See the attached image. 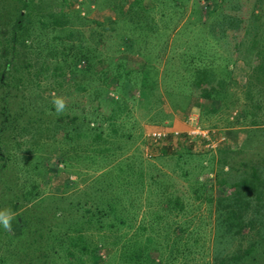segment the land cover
<instances>
[{
    "label": "rangeland",
    "instance_id": "1",
    "mask_svg": "<svg viewBox=\"0 0 264 264\" xmlns=\"http://www.w3.org/2000/svg\"><path fill=\"white\" fill-rule=\"evenodd\" d=\"M20 3L19 0H0V52H2L0 102L2 96L6 94L4 103L6 110L12 115L5 123L9 126H20L30 117L41 120L27 125L25 130L22 129L20 137L23 138V142L17 144L15 138L19 137L21 129L0 126V176L12 175L18 184L25 182L28 185V178L26 180L18 170L19 160L22 157L38 160L50 158L56 166L53 164L44 172V180L39 181V187H36L40 199L37 202L44 203L40 207L41 218L46 223H51L50 220L54 219L55 222L52 224L55 225V229L66 230L70 236L78 232L75 226L79 221L84 223L80 215L82 210L76 214V206L72 207L69 203L70 197L82 199V204L89 201L88 199L97 198L106 206L107 202L102 201L105 200V196L111 194L110 190L105 192L97 187L104 181L107 184L110 178L109 185L114 183L121 189L117 181L121 175L132 172L133 178L137 181L135 170L141 167L144 184L140 179L132 186L126 184L125 188L129 191L121 192L115 212L103 215L101 222L95 220L93 222L95 228L87 230L81 228L84 233L87 231V237L76 238L75 241H86L89 246L93 243L92 253L86 254L87 259L82 264H91L95 258L101 264H135L137 261L135 244L138 233H141L136 226L139 225L145 226L139 240L144 241V235L149 234L154 236L153 240L160 243V247L149 245L148 249L147 247L143 249V252L147 249L145 255L153 260L154 263L151 264H199L208 259L207 250H212L210 239L214 226L211 212L213 208L199 197L204 198V193L209 192L214 197L212 201L214 203L217 197L228 198L229 194L235 191L234 187L239 188L236 182H243L244 178L241 175L237 176L239 167H236L237 172L231 171L235 179L233 182H229L230 177L227 182H217L216 173L219 172L218 175L223 176L227 168L226 164L221 163L223 160L230 164L236 162L240 166V162L243 164L240 160L245 159L247 162L245 168H249L247 176L251 175V172H256L249 165L258 166L264 162V73L255 72L254 69L258 59L264 58V54L252 52L250 47L251 36L264 32V0H31L30 18L28 19L29 13L24 15L26 9L22 8L23 28L14 31L11 28L13 16L20 12L19 8L22 7ZM38 15L48 22L52 19L49 15L57 16L56 19L60 23L53 26L52 22H49L48 26L53 32L55 29L56 38L62 40V43L56 42L59 47L65 42L70 43L71 48L63 46L64 50L68 51L65 59H71V53L76 52L79 47L88 46L86 60L79 61L76 66L81 67L88 61L90 65L88 72H95L96 75L102 68L111 72L117 58H124L121 72L133 67L139 68L148 55L149 59H145V62L156 67H149V73L154 75L157 70L155 74L157 90L163 107L170 112L172 127L183 130L185 125L180 124H188V116L195 114L198 119L196 125L201 123L203 128L210 130V140L198 136L187 140L185 135H169L157 141L141 144L140 138L144 131L156 125L150 118H156L160 113L155 111L156 108L146 110L142 107L139 104L137 89L132 87L129 90L128 112L117 121L119 123L117 133L122 131L127 136L115 135L102 143L103 145L114 143L118 146H115L117 149L112 157L107 159L108 164L104 165V160L93 161L91 156L95 153L88 148L83 139H76L75 134L70 133L72 137L66 142L63 131L71 124L67 121L70 116L74 115L73 121L90 123L89 93L87 91L84 93L86 89L79 90L75 84H71L81 75L79 71L65 73L64 83L57 86L55 82L45 78H38L37 82L30 79V72L21 67L22 63L28 60L30 65L28 70H31V65L37 64L40 60V57L34 53L32 56L30 52V44L33 41L30 36L34 34L32 30L37 29ZM30 25L32 27L26 31ZM70 29L72 33L68 36L67 32ZM13 32L15 39L12 38ZM257 45L261 43L257 42ZM186 47L188 51L185 50ZM13 49L16 52L13 60L11 59L12 65L1 70L2 64L6 62L4 55L11 56ZM181 51L184 52L182 57ZM190 51L199 54V58L203 59H207V55H210V58L214 56L215 70L221 67L230 68L229 76L233 83H230L225 94L231 96V105L216 107L217 100L194 96V93H190L192 97L188 105L182 102L171 103L165 88L171 85L174 78L183 74L180 68L174 67V64L179 59L185 60V64L188 65L189 59L186 55H190ZM62 57L63 54H60L57 60L61 61ZM112 73L107 81L109 87L114 85ZM166 83L167 86L164 87L163 84ZM170 87L171 94L179 95L178 91L189 94L183 82L179 89H175L173 85ZM57 96L63 97L65 101L68 98L73 99V96L77 100L84 99V110L78 104L69 109L70 106H67L63 112L58 113L53 104V99ZM101 101L102 108L106 109L104 101ZM49 104H52L51 111L48 108ZM201 108L204 110L202 113ZM247 112L248 115L245 116ZM53 115L59 116L58 131L50 130L46 124L52 123L50 120ZM253 117L257 124H251L250 120ZM170 119L163 117L161 121ZM39 123L41 127L34 126ZM250 130V139L243 146V139ZM52 131L58 132L57 135H53ZM144 150L150 155L145 154ZM54 155L56 157H53ZM62 158L66 164L61 161ZM127 165L132 168H127ZM32 176L39 179V175L35 173ZM247 180L248 184L252 183L251 178ZM227 183L230 184L229 187ZM11 192L22 197L19 185L13 186ZM161 192L178 196L182 208H173L167 216H159L161 206L159 207L158 199ZM10 193H5L6 197ZM127 194L135 196L132 200L134 209H128L131 206L127 203ZM195 195L199 197L196 198ZM0 200V210H4L8 207L7 202L2 198ZM27 202L28 200L19 198L16 202L18 206L12 212L15 214L24 210L28 207ZM166 221L169 223L168 229L161 225ZM11 223L13 229L14 221ZM99 223L105 228L110 223L113 226L110 230L106 228L104 232H100L105 228L97 230L96 226ZM175 224L177 227L180 224L181 229V232L179 229L175 232L181 234L177 241L178 252L170 245L173 235L169 230H173ZM186 225L188 229L185 231ZM191 227L194 233L198 231L200 234L197 242L189 245L193 235L190 234ZM162 229H167L169 235ZM246 230L244 227L243 231ZM248 234L234 237L227 247L221 250V255L232 250L242 252L251 241L257 239L252 232ZM23 235L25 236L21 241L22 245L11 240L5 242L0 238V258H6L8 264H19L21 256H25L26 261L31 257V248L27 246L28 233L24 232ZM29 236L31 238L33 234ZM46 244L51 247L53 242L48 240ZM53 246L56 247L55 243ZM56 248L57 251L52 253L54 260L47 259L46 264H69L67 260H75L70 256L66 257L65 255L69 254L59 246ZM78 253L75 252L73 255ZM255 253L256 263L264 264V253L263 255L262 252L261 255L260 252ZM48 257L51 258L50 255ZM140 260L143 264L142 257ZM77 262L80 260L77 259Z\"/></svg>",
    "mask_w": 264,
    "mask_h": 264
},
{
    "label": "trees",
    "instance_id": "2",
    "mask_svg": "<svg viewBox=\"0 0 264 264\" xmlns=\"http://www.w3.org/2000/svg\"><path fill=\"white\" fill-rule=\"evenodd\" d=\"M22 5L20 9V12L13 16V25L11 28L16 31L17 29L23 28L22 27V8L26 9L25 14L29 13L28 19L30 18V2L31 0H19ZM79 15V13H78ZM52 19L49 22H52V25H58L60 22L56 19L57 16L49 15ZM251 17V15H250ZM38 19L37 29L32 30L34 31V34L30 37H32L33 41L30 44V52L33 53L35 56L40 57V60L37 64L31 65L32 69L28 70L30 65L28 64V60H26L24 63H22L21 67L30 72V79H34L37 82L38 78H45L46 80L51 82H55L57 86H61L64 83V74L65 73H72V72H81V75L76 79V81H73L71 84H75L76 89H86L84 93L87 91L88 99H90V103L88 104V114L90 115V123H79L77 121H73V116H70L67 121L70 124L68 128H66L64 132L63 138L67 139L71 138L72 133L75 134V138L83 139L84 143L90 148L95 154L91 156L93 161H99L104 160L103 164H108L107 159L112 157L113 153L117 148V144L111 143L108 145H103L104 141L109 140V137H113L117 135V137L120 135L123 136L124 132L117 133V127L119 123L117 122L120 118L124 117L128 112V100H129V90H131L132 87H135L137 89L138 93V100L139 104L142 105V107L146 108V110H151L152 108H156V112L160 113V115L156 118H150L153 123L155 124H166L168 126H173V123L171 122L172 119H170L171 115L170 112L163 107L162 102L160 101L159 92L157 90V80L155 78V74L157 73V70H155V74H150V68H156L153 64H146L145 59H149V56L147 55L144 61H142V64L139 68H129L126 71L121 72V69L124 65V58H117V61L113 63L112 71H108L106 68H102L98 71L99 74L96 75L95 72H88V68L90 67L88 61L80 67L76 66L79 61L86 60L87 58V49L88 46H82L79 47L76 52H72L71 59H65V56L68 55V51L64 50V47L71 48V45L69 42H65L63 46L59 47V43H62L61 39H57L56 35L48 26L49 22L44 20L40 15L36 17ZM11 19V18H9ZM8 19V20H9ZM31 25L27 28L30 30ZM12 30V31H13ZM25 31V32H26ZM258 32V31H257ZM15 32H13V39H15ZM72 33V29H70L67 32V35L70 36ZM46 37H43V36ZM17 36V34H16ZM49 36V37H48ZM49 38V39H48ZM17 40V39H16ZM260 40V41H258ZM57 42V44H56ZM84 42V41H83ZM258 43H261V45H257ZM83 45V44H82ZM59 47V48H58ZM250 47L253 51H256L257 54H264V32L259 33L257 36H251L250 40ZM183 50V49H182ZM186 51H188V48H185ZM16 50L13 49L11 56L4 55L6 58V62L2 64L1 70H4L5 68H9L12 63L11 59L13 60L14 54ZM181 57L184 55L183 51L180 52ZM190 55H186L189 59L188 65L185 64V60H179L178 62L174 64V67L180 68V72L183 73L180 75V77L174 78L171 82V85L174 86L175 89H179L182 82L184 83L185 87L187 88L186 91L189 94L181 93V91H178V94H171L172 88L168 85L167 88H165V91L169 97V100L172 104H178L180 102L185 103V105L190 104V99L192 96H190V93H194V96H202L204 98H209L213 100H217L216 107L220 106H228L231 105V96L225 94L226 90H228L230 83H233L232 78L230 75V68L228 67H221L218 70H215L214 63V56L210 58V55H207V59L199 58V54H195L194 52L190 51ZM201 53V52H200ZM2 52H0V55ZM60 54H63V57L57 60V58L60 56ZM34 56V57H35ZM261 56V55H260ZM164 58V57H163ZM115 61V60H114ZM25 64V65H24ZM254 67L255 72H263L264 73V58L258 59L257 63ZM114 70V72H113ZM97 71V72H98ZM113 72V73H112ZM114 74V85L112 87L107 86L108 79L111 77L110 75ZM130 73V75H129ZM97 80H99L97 82ZM162 80V77H161ZM174 81V82H173ZM94 83V84H93ZM179 84V85H178ZM164 87L167 86L166 84H163ZM88 89H91L88 91ZM174 90V89H173ZM69 89L66 91L68 92ZM115 92V94H114ZM83 93V94H84ZM6 95V94H5ZM4 95V96H5ZM4 96H2L4 98ZM248 96V95H247ZM0 102V126L1 127H8L9 129L18 127L21 129L19 137L15 138L16 141L15 144L23 142V138L20 137L22 134V129L25 130L27 125L32 124L34 122H37L41 120L38 118V120L35 117L28 118L24 124L20 126H9L5 123L8 122V119L10 116H12L7 110L5 106V98ZM72 98H68L65 101L66 107L73 108L75 105L82 106V110H84L85 100L84 99H75L73 96ZM87 99V98H86ZM87 99V100H88ZM100 100V101H99ZM104 101L106 105V109H103V103ZM185 100V101H184ZM47 107V106H46ZM48 108L51 111L52 104L48 105ZM216 109V108H215ZM218 109V108H217ZM186 111V110H185ZM245 111V108H244ZM48 113L47 111H45ZM148 112V111H147ZM200 112H204L203 108L200 109ZM149 113V112H148ZM56 114V113H55ZM54 114V115H55ZM52 117L50 121L52 123H46L47 126L50 128V130L57 129L58 131V123H59V116ZM152 115V113H150ZM245 116L248 115V112L244 114ZM84 117V115H81ZM163 117H167L170 120L168 121H161ZM198 120V119H197ZM13 120H11L12 122ZM10 122V121H9ZM200 122V120H199ZM251 124H257L256 119L253 117L250 120ZM84 124V125H83ZM201 127L202 124H199ZM34 126H42L41 123L39 125ZM57 127V128H56ZM104 129H107L104 131ZM251 130H254L251 128ZM246 133L244 139H243V146L250 139V132ZM53 135H57L58 132L52 131ZM51 132V133H52ZM254 131H252L253 133ZM211 133V132H209ZM144 134V133H143ZM142 134L141 144L145 143L144 135ZM179 135L184 136V132L180 131ZM68 136V137H67ZM127 135H124L126 137ZM52 137V135H51ZM86 137H88V141H86ZM13 138V139H14ZM114 138L111 140L113 141ZM99 144V146H98ZM242 146V147H243ZM118 147V146H117ZM143 153V150L142 152ZM150 155V154H149ZM51 156V155H50ZM53 157H56L55 155ZM45 159V160H44ZM40 158L38 159H26L22 157L19 160V167L18 170L22 174V176L27 180L28 178V185L25 182H21L18 184L16 181V178L14 176L8 177L4 175L0 176V199H5L7 202L8 207L5 209H10L11 211H15L16 207L18 206L16 203L19 198L28 200L27 205L28 207L24 208V210H21L14 214V223L15 226L11 231H8L3 228V226H0V238H3V241H13L14 243L18 245H22L21 241L23 240L24 232L28 233V242L27 246L28 248H31V257L28 261L25 260V256L20 257L19 264H46L45 260H54L52 258V253L56 252L58 248L60 247L62 250L66 251L69 255H65L66 257L70 256L71 258H75V260H67L69 264H78L81 262L84 263L87 259L86 254L92 253V245L89 246L86 241L82 240H76V238L79 239H85V236L87 237V231L86 233L81 230V228L89 229V228H95L93 225L94 221L97 220L101 222V219L103 215L107 216L109 214H112V212H115L116 210V202L119 201L121 198V192L126 193L129 191L127 188H125L126 184L134 185L137 181L140 179V182H143V171L142 168L139 167L136 169V177L137 181L133 178V173L130 172L127 175H121L122 177L118 179L117 181L120 183L119 189L116 184L112 183L111 186L109 185L111 183V180L109 178L108 183L106 184L105 181L102 183L101 186L97 187L99 190L103 191H109L111 194H108L105 196V200L102 202H107L106 206L104 204H101V202L96 198L88 199L89 201H85L83 204L81 203L82 199L77 200L73 199L72 197L69 198V203L72 204V207L76 206V214L80 210H82V213L80 214L83 218L84 223H81L80 221L75 226V230L78 232L76 235H68L66 230L59 231L55 229V225L52 224V222H55L53 220H50L51 223H46L45 221H42L40 214V207L44 204L41 202L38 203L37 201L39 199V190L36 187H39V181L44 180V172L48 171L50 166H53V161L50 160V158ZM42 161H46L45 163ZM61 161L65 162V160L62 158ZM116 161V160H113ZM243 161L240 162V166L237 165L236 162H231V164L227 161H222L221 163L226 164L227 168L225 171V175L219 176L217 172L215 179L217 182H227L231 179L229 182H233L235 179L232 177L233 172H237L236 167H239V171L237 173V176H242L244 178L242 183H238L239 188H235V191L229 194L228 198H222L219 197L216 198V202H212L214 197L211 193H204L203 197H199V195H195V197H199L200 200L204 199L207 204H210L212 206V214H213V235L210 239V247L212 250H207L208 259L205 261L203 260L199 264H257L256 263V253L260 252L259 255H262L264 253V162L263 164L256 165L251 164L249 166L253 167L256 172H251L249 176L246 175V173L249 171V168L246 169L245 165L247 162L245 159L240 160ZM66 164V162H65ZM56 166V164H54ZM243 169H242V168ZM119 168H123L122 166H119ZM127 168H132V166L127 165ZM220 169H222V166H220ZM243 172H240L242 171ZM231 171H233L231 173ZM35 173L36 175H39V179H37V176H32V174ZM31 174V175H30ZM119 174V173H118ZM130 177V178H128ZM139 177V178H138ZM230 177V179H229ZM222 180H219V179ZM236 178V177H235ZM248 178H251L252 183L248 184L249 180ZM123 184V185H121ZM141 184V186L143 185ZM21 188V196L18 194H15L13 192L10 193V190L14 187ZM228 187L230 186L229 183H227ZM140 186V188H141ZM3 188V189H2ZM97 192V191H95ZM5 193H10L7 197ZM62 195V194H61ZM64 196V195H63ZM67 197V196H66ZM134 195L127 194V203L131 208L128 209H134L132 207ZM159 207L161 206V212H159V216H167L168 213L171 212V209L173 208H182V205L180 203V200L178 196H171L169 194L161 192L160 199H158ZM1 204V200H0ZM37 204H39L37 206ZM93 205V206H91ZM37 206V207H36ZM1 207V205H0ZM32 207L34 209H32ZM82 207V208H81ZM30 208V209H29ZM125 209L127 207H124ZM32 213V214H31ZM86 218V219H85ZM93 219V220H92ZM32 224V225H31ZM92 224V225H91ZM31 225V227H29ZM82 225V226H81ZM162 226H165L167 229L169 227L168 221L165 222V224H161ZM111 226H113L111 223L107 224V229H111ZM141 231V233H138L137 235V243L136 245V263L135 264H141L140 257L143 258V264H151L153 260L145 255L149 245L153 247H160V243L157 242L158 240H153L154 236L146 234L144 235V241L139 240V237H142V232L145 229L144 225L136 226ZM142 227V229H140ZM246 228V231H243V228ZM101 228H105V226L101 225L100 223L96 226L97 230H100ZM105 229L101 230L100 232H104ZM116 230V228H113ZM167 229H162L164 233H170L173 235L171 237V243L170 245L175 248V251L177 250V241L180 238L177 233L175 234L176 230L179 229V232H181L180 224L174 225L173 230L170 229L169 231ZM188 229V225L185 226V231ZM26 230V231H23ZM166 230V231H165ZM190 234L193 233L191 236V241L189 245L195 244L198 240V235L200 234L198 231L193 232V227L190 228ZM99 232V231H98ZM252 232L256 235L257 239L254 241H251L249 245H247L242 252L240 251H234L228 252V254L223 253L221 255V250H224L225 247H227V244L233 240L234 237L241 236L242 234L249 235L248 233ZM30 234H33V236L30 238ZM170 236H166L168 238ZM48 240H51L53 242L52 246L50 247L46 243ZM185 240V246H186ZM93 242V241H92ZM157 242V243H156ZM55 243L56 247L53 246ZM165 244H168L165 242ZM202 245V244H201ZM26 246V245H25ZM209 246V245H208ZM144 247L147 249L143 252ZM91 248V250H90ZM131 249V247H130ZM259 249V251H258ZM52 250V252H51ZM76 250V251H75ZM80 251V253H78ZM75 252H77V255H73ZM131 253V252H129ZM142 253V254H141ZM86 256H83V255ZM51 256L48 257V256ZM184 256V255H183ZM264 256V255H263ZM130 257H132V254H130ZM185 258V256H184ZM77 259L80 260V262H77ZM174 259V258H173ZM250 260V261H248ZM91 264H101V262H98L95 258L94 262H90ZM154 263V262H153ZM0 264H8L6 258H0ZM54 264V263H53ZM56 264V263H55Z\"/></svg>",
    "mask_w": 264,
    "mask_h": 264
},
{
    "label": "built area",
    "instance_id": "3",
    "mask_svg": "<svg viewBox=\"0 0 264 264\" xmlns=\"http://www.w3.org/2000/svg\"><path fill=\"white\" fill-rule=\"evenodd\" d=\"M187 126L186 128H184L183 130H179L175 127H172V126H168L166 124H156L152 127H150L149 129H147L146 131H144V140H145V143L144 144H147V143H150V142H153V141H157V140H160L162 138H165L169 135L171 136H178L180 131H183L184 132V135H185V139H192L194 136H198L200 137L201 139L203 138L204 140H207L209 141L210 140V137H209V129L207 128H203V127H200V125H196V123L198 122L197 121V117L195 116V114H190L188 116V119H187ZM145 151V154H150L149 152L147 153L146 150Z\"/></svg>",
    "mask_w": 264,
    "mask_h": 264
},
{
    "label": "clouds",
    "instance_id": "4",
    "mask_svg": "<svg viewBox=\"0 0 264 264\" xmlns=\"http://www.w3.org/2000/svg\"><path fill=\"white\" fill-rule=\"evenodd\" d=\"M53 104L58 113L63 112L66 107L65 99L61 96L54 97ZM13 219L14 213L10 209L0 210V225H2L4 229L8 231L12 230L11 222Z\"/></svg>",
    "mask_w": 264,
    "mask_h": 264
},
{
    "label": "crops",
    "instance_id": "5",
    "mask_svg": "<svg viewBox=\"0 0 264 264\" xmlns=\"http://www.w3.org/2000/svg\"><path fill=\"white\" fill-rule=\"evenodd\" d=\"M180 125H185V126H184V128H185L187 124L185 123V124H180Z\"/></svg>",
    "mask_w": 264,
    "mask_h": 264
}]
</instances>
